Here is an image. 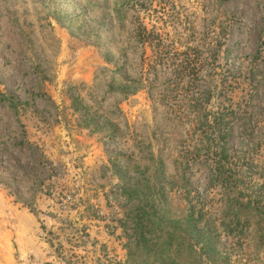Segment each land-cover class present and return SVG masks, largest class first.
Wrapping results in <instances>:
<instances>
[{
	"label": "rangeland",
	"instance_id": "374dc122",
	"mask_svg": "<svg viewBox=\"0 0 264 264\" xmlns=\"http://www.w3.org/2000/svg\"><path fill=\"white\" fill-rule=\"evenodd\" d=\"M143 27L203 58L183 93L178 63ZM124 83L136 90L116 91ZM223 110L227 164L261 186L264 206V0H0V234L12 263L42 244L46 264H147L128 257L137 208L165 230L188 198L224 213L217 155L202 149ZM263 229L253 221L218 244L233 264H264Z\"/></svg>",
	"mask_w": 264,
	"mask_h": 264
},
{
	"label": "trees",
	"instance_id": "16d2710c",
	"mask_svg": "<svg viewBox=\"0 0 264 264\" xmlns=\"http://www.w3.org/2000/svg\"><path fill=\"white\" fill-rule=\"evenodd\" d=\"M143 29L145 34L139 32L143 42H146L154 33L159 39L155 44L158 55L169 57L174 60V63H178L175 69L179 85L178 93H183L184 86L188 85L187 77L199 73L201 69L194 60L202 62L203 58L190 53H185L181 58L179 48L174 46L172 40L169 44H165L158 32L148 30L147 33L144 27ZM129 87L127 83H124L119 85L116 91L126 95L136 90V88L128 90ZM205 111L206 105L199 112H204L207 116ZM227 116L228 114L223 110L217 117L212 118L210 122L212 124H208L209 127L207 125L208 130H206L207 134L211 135V139L202 148L208 152L213 151L217 155L212 180L225 184V192L222 195L225 200L224 213L218 215L210 208H203L198 200L188 198L184 216L169 222L171 227L165 230L166 226L164 227L162 223L153 226L155 222L152 214L147 212L141 214L140 209L137 208L134 218L137 230L136 242L134 249L128 252V257L130 254L138 253L146 255L150 257L147 264H191L192 262L193 264H233L230 254L223 251L225 246L221 247L218 244L220 237L224 235L230 236L233 240L241 239L247 235L253 221L254 223L264 222L261 186L251 181L250 176L246 178L227 164L229 155L226 148L229 135ZM208 121H210L209 118ZM160 191L163 192L162 189ZM187 256L190 262L183 260Z\"/></svg>",
	"mask_w": 264,
	"mask_h": 264
},
{
	"label": "crops",
	"instance_id": "0c3cea01",
	"mask_svg": "<svg viewBox=\"0 0 264 264\" xmlns=\"http://www.w3.org/2000/svg\"><path fill=\"white\" fill-rule=\"evenodd\" d=\"M35 250L28 251V264H46L47 250L40 244ZM12 248L9 233L0 234V264H13ZM58 264V263H56Z\"/></svg>",
	"mask_w": 264,
	"mask_h": 264
}]
</instances>
